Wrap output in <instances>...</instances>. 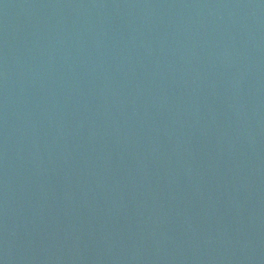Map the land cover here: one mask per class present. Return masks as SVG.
Returning <instances> with one entry per match:
<instances>
[{"label": "water", "instance_id": "water-1", "mask_svg": "<svg viewBox=\"0 0 264 264\" xmlns=\"http://www.w3.org/2000/svg\"><path fill=\"white\" fill-rule=\"evenodd\" d=\"M0 264H264V0H0Z\"/></svg>", "mask_w": 264, "mask_h": 264}]
</instances>
